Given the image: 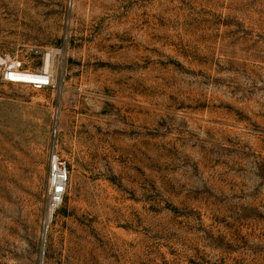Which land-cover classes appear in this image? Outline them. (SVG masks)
<instances>
[{
  "label": "rangeland",
  "instance_id": "374dc122",
  "mask_svg": "<svg viewBox=\"0 0 264 264\" xmlns=\"http://www.w3.org/2000/svg\"><path fill=\"white\" fill-rule=\"evenodd\" d=\"M47 54L0 81V264H264V0H0Z\"/></svg>",
  "mask_w": 264,
  "mask_h": 264
},
{
  "label": "built area",
  "instance_id": "2783aa9c",
  "mask_svg": "<svg viewBox=\"0 0 264 264\" xmlns=\"http://www.w3.org/2000/svg\"><path fill=\"white\" fill-rule=\"evenodd\" d=\"M21 76H39L40 79L31 78L30 80L34 81H29L31 87L35 89H43L51 84V73L48 69L31 71L23 68L21 62L16 61L7 55H0V81L16 84L14 80ZM35 80H39L40 83L35 82ZM69 180L70 173L67 161L59 154L57 145H52L49 152L47 177V195L49 198L51 213L62 203L63 197L67 191Z\"/></svg>",
  "mask_w": 264,
  "mask_h": 264
},
{
  "label": "bare ground",
  "instance_id": "6f19581e",
  "mask_svg": "<svg viewBox=\"0 0 264 264\" xmlns=\"http://www.w3.org/2000/svg\"><path fill=\"white\" fill-rule=\"evenodd\" d=\"M32 3V2H31ZM34 4V3H33ZM33 8V7H32ZM54 62V58L52 57V55L47 54L44 59H43V70L46 69H50L51 65ZM31 78H35V79H40L39 76H35V77H25V76H21L18 79L14 80L16 82V84H21V85H25V86H31L29 83V81H34V80H30ZM35 82L40 83L39 80H35ZM49 214H52L51 211L49 210Z\"/></svg>",
  "mask_w": 264,
  "mask_h": 264
}]
</instances>
